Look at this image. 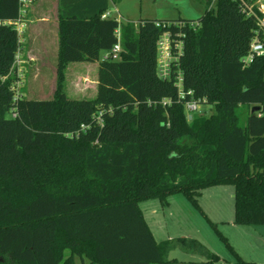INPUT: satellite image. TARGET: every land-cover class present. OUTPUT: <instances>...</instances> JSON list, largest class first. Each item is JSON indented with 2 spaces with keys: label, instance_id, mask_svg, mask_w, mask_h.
I'll list each match as a JSON object with an SVG mask.
<instances>
[{
  "label": "trees",
  "instance_id": "16d2710c",
  "mask_svg": "<svg viewBox=\"0 0 264 264\" xmlns=\"http://www.w3.org/2000/svg\"><path fill=\"white\" fill-rule=\"evenodd\" d=\"M120 1H59L54 97L28 100L16 93L23 2L0 0V264H175L188 240L159 243L140 203L184 194L200 209L217 184L235 186L236 224L264 225V57L243 63L253 2L208 0L197 20L103 19ZM165 33L178 58L169 79L157 63ZM118 42L120 58L103 59ZM83 62L99 63L95 99L65 91L69 64ZM191 100L216 112L188 121Z\"/></svg>",
  "mask_w": 264,
  "mask_h": 264
},
{
  "label": "rangeland",
  "instance_id": "374dc122",
  "mask_svg": "<svg viewBox=\"0 0 264 264\" xmlns=\"http://www.w3.org/2000/svg\"><path fill=\"white\" fill-rule=\"evenodd\" d=\"M208 0H121L111 3V18L120 23H139L145 19L197 20L205 12ZM29 8L30 11H27ZM35 18L19 25L22 49L17 61L19 82L18 97L28 100H51L57 83L58 42L52 39L58 15L57 2L35 0L26 6V14ZM24 14V15H26ZM27 16V15H26ZM50 18V26L43 18ZM33 22V23H32ZM53 27H52V26ZM46 30L45 36L42 32ZM48 31L50 34H48ZM105 53H102V58ZM65 91L69 98L95 99L98 92V67L95 63H71L66 70ZM202 102L200 101V104ZM201 114L210 116L215 106H200ZM245 110L241 114L245 115ZM235 186L217 184L205 188L199 197L197 208L184 194L161 199L144 200L140 203L155 239L161 243L186 238L188 242L169 255L175 264H206L208 257L198 251L189 240H196L208 251L220 257L218 264H235V252L251 264H264V225H238L235 223ZM204 213V214H203ZM219 232L226 238L229 248ZM188 249V250H186ZM77 264H90L89 260L76 258Z\"/></svg>",
  "mask_w": 264,
  "mask_h": 264
},
{
  "label": "built area",
  "instance_id": "2783aa9c",
  "mask_svg": "<svg viewBox=\"0 0 264 264\" xmlns=\"http://www.w3.org/2000/svg\"><path fill=\"white\" fill-rule=\"evenodd\" d=\"M253 3L248 5L244 1L245 12L248 16L255 17L258 23V29L256 30L254 39L251 43L250 54L243 59L245 66H249L255 57H264V0H251ZM23 2V15L26 14V6L32 4L34 0H22ZM255 7L259 9L260 14L255 11ZM110 17V13L107 12L103 15V19ZM21 21L17 23V28ZM18 31L21 35V30ZM118 37L120 38V33L118 32ZM178 50L181 49L179 44L176 45ZM122 52V47L120 42H118L111 51H108L103 56V59L118 60L120 58V53ZM176 55L173 53V46L168 33L163 34L158 43V72L162 79H169L171 77V64L173 61H177ZM182 98H184V92H181ZM200 102L191 100L186 103V113L188 121H192L195 114H201ZM17 117V114H14Z\"/></svg>",
  "mask_w": 264,
  "mask_h": 264
},
{
  "label": "crops",
  "instance_id": "0c3cea01",
  "mask_svg": "<svg viewBox=\"0 0 264 264\" xmlns=\"http://www.w3.org/2000/svg\"><path fill=\"white\" fill-rule=\"evenodd\" d=\"M35 1V0H34ZM40 1H44V2H50L51 0H40ZM59 1L60 0H56V2H57V12H58V6H59ZM111 6V5H110ZM27 11H30L29 10V8H27ZM111 11V9L108 11L109 13H110V17H111V15H112V13L110 12ZM27 15V16H26ZM26 15H24L23 16V19H22V21H21V23H20V25H25V24H27V23H29V22H31V20L33 19V18H35L33 15H31V14H29L28 15V12H27V14ZM42 22H44V24H46V26L47 27H49L50 26V18H48V17H45V18H43V21ZM33 23V22H32ZM52 26V25H51ZM54 27H55V29H54V33L52 34H50V32L48 31V34H50L51 36H52V39L55 41V42H58V15H57V18H56V22H55V24L53 25ZM52 26V27H53ZM45 32H46V30H44L43 32H42V35H44L45 36ZM21 42L23 43V40L21 39ZM19 58V57H18ZM96 64V66L99 68V63L97 62V63H95ZM147 221V220H146ZM154 234V233H153ZM155 237V236H154Z\"/></svg>",
  "mask_w": 264,
  "mask_h": 264
},
{
  "label": "water",
  "instance_id": "95a60500",
  "mask_svg": "<svg viewBox=\"0 0 264 264\" xmlns=\"http://www.w3.org/2000/svg\"><path fill=\"white\" fill-rule=\"evenodd\" d=\"M258 109H259V107L254 108L253 112L256 111V110H258Z\"/></svg>",
  "mask_w": 264,
  "mask_h": 264
}]
</instances>
